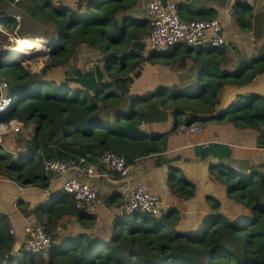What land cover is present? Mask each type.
Wrapping results in <instances>:
<instances>
[{"label": "trees", "instance_id": "16d2710c", "mask_svg": "<svg viewBox=\"0 0 264 264\" xmlns=\"http://www.w3.org/2000/svg\"><path fill=\"white\" fill-rule=\"evenodd\" d=\"M14 1L0 0V13L6 14L1 16V23L14 28L18 24L14 12H21L24 20L30 18L28 10H19L17 5H32L51 28L40 35L20 37H46L57 64L69 61L81 44L99 50L104 63L94 71L69 70L65 81L58 82L46 78L53 65L33 71L15 62L8 78L15 100L9 113L0 118L24 123L31 118L34 127L32 133L22 127L17 132L16 137H20H15L16 143L24 144L17 150V160L12 152L0 150V175L22 185L48 189L47 159L73 163L86 157L97 161L101 153L110 150L131 163L166 150L171 133L197 120L232 121L237 126L256 128L264 124L263 95L212 115L220 89L227 83L250 82L264 71V58L253 62L248 70L234 73L220 67L224 50L200 51L193 56L198 79L187 88L162 84L134 95L131 86L146 61L176 62L180 66L193 50L177 45L172 52L152 50L145 54L141 36L151 32L152 25L148 14L135 10L137 0H79L77 7L53 0H19L17 5ZM235 11L240 25L247 28L252 6L239 1ZM188 112L192 113L190 118ZM168 113L175 117L169 131L149 134L142 127L145 122L167 119ZM216 175L227 176L229 196L248 207L247 214L229 218L220 211V200L210 195L211 212L191 232L178 228L181 215L174 206L159 215L137 211L117 217L109 239L81 232L57 242L63 215H75L83 225L94 224L96 218L77 208L73 196L62 188L51 192L53 195L35 211L37 222L52 239L47 250L32 251L24 244L15 249L17 236L11 232V221L0 212V264H264V177L257 170L241 173L235 169H219ZM171 176L176 195L183 199L195 196L196 186L174 166ZM131 217H135L132 222Z\"/></svg>", "mask_w": 264, "mask_h": 264}, {"label": "crops", "instance_id": "0c3cea01", "mask_svg": "<svg viewBox=\"0 0 264 264\" xmlns=\"http://www.w3.org/2000/svg\"><path fill=\"white\" fill-rule=\"evenodd\" d=\"M149 1L137 0L135 10H142L147 15ZM172 1L177 3L179 14L184 19L219 17L224 25L226 43L221 47L204 43L193 48L191 56L180 66L176 62L167 64L165 68L171 67L177 73L169 80L161 78L160 85L176 84L187 88V85L197 80L198 70L193 68V56L200 51L224 50L220 67L223 71L234 73L246 71L256 60L264 58V0ZM239 1H246L252 6V13L247 18V28H243L237 18L235 8ZM41 38L47 41V38ZM158 79L160 80L159 77L155 78ZM144 91L131 86V93L134 95ZM262 95L264 96V71L243 85L227 83L219 91V103L212 115L237 105H245ZM187 116L190 118L192 113L188 112ZM174 123V115L168 113L167 119L145 122L142 127L147 133L153 134L169 131ZM194 124L203 126V130L187 133L180 127L168 136L166 150L141 156L131 162L130 174L126 177L106 166L98 167L91 177L99 192L94 224L83 225L77 216L65 214L59 220L57 242L81 232L109 239L113 223L119 217V209L125 203L126 188L141 183L148 184L153 192L160 195L162 213H167L174 206L178 208L181 215L179 229L193 231L200 225L212 210L208 202L210 195L220 200V211L229 218L236 219L240 213H246L249 208L244 209L242 202L229 196L227 176L218 178L216 174L219 169H235L241 173L257 170L264 177V124L258 128L241 127L232 121L218 120H197ZM172 166L178 169V174H182L184 179L196 186L195 196L183 199L174 193L171 185ZM65 175L85 176L76 169H70ZM50 180V187L43 189L35 185H21L7 175H0V212L8 215L12 228H15L17 248L26 239L25 227L39 223L35 214L39 204L46 202L53 195L51 192L62 190V175L50 174ZM261 199L264 200V193Z\"/></svg>", "mask_w": 264, "mask_h": 264}, {"label": "built area", "instance_id": "2783aa9c", "mask_svg": "<svg viewBox=\"0 0 264 264\" xmlns=\"http://www.w3.org/2000/svg\"><path fill=\"white\" fill-rule=\"evenodd\" d=\"M147 14L151 19L152 30L141 36L146 49L167 52L177 45L200 47L208 42L211 46L221 47L226 43L224 25L219 17L184 19L179 14L176 2L172 0H150ZM12 16L18 20L21 15L12 14ZM9 84L8 81L0 79V114L7 112L12 103ZM22 125L17 119H0V143L9 130H19ZM182 129L188 133L201 131L203 126L191 124L182 126ZM100 166H106L123 177L130 174L131 166L127 158L110 150L101 153L97 161H91L86 157H80L73 163L62 159L45 161L46 171L49 174L62 175V188L73 196L77 208L85 209L89 214H94L98 205L99 192L92 183L91 177ZM70 169L79 170L85 176L65 175ZM137 211L155 215L162 212L160 195L153 192L146 183L126 188L125 203L119 209L118 215L130 216ZM11 232L16 233L15 228H11ZM25 232L27 236L23 244L27 249L38 252L51 247L52 239L41 224H29L25 227Z\"/></svg>", "mask_w": 264, "mask_h": 264}, {"label": "rangeland", "instance_id": "374dc122", "mask_svg": "<svg viewBox=\"0 0 264 264\" xmlns=\"http://www.w3.org/2000/svg\"><path fill=\"white\" fill-rule=\"evenodd\" d=\"M78 1L79 0H53L55 4H66L71 7H77ZM17 3L18 2H14V4L16 5ZM17 6L20 7V8L17 7L19 10H22V8H26V10H28V12L30 13V18H28L27 20H24L21 12H14L13 14L21 15L20 18L18 19V24L15 25L14 28H10L7 25L3 26L1 25V22H0V26H1L0 27V58H1L0 59V79H4L8 82L10 79L9 78L10 72L15 67L14 58H10L7 54L8 49L11 47V45H14L17 42V40L21 38L20 36H25L28 34H35V33L37 35H40L46 29L51 28L49 24L45 21V19L42 18V16L39 14L38 10L35 9L32 5H28V7H26V5H22L20 3V5L18 4ZM0 16H6V14L0 13ZM37 35H34V36H37ZM37 37H43V36H37ZM49 49L50 48L46 43V46L44 49L40 51L38 50L36 52V53L39 52V55L32 56L31 58L29 57L24 58L21 60L19 59L17 61L21 62L28 69H31L33 71H41L43 68L47 67L48 65H53L52 68L48 71L46 78L50 80H56L58 82L65 81L66 76H68L69 70L73 72L75 68H80L81 70L85 72H89V71L96 70L97 67H102L104 63L102 59V53L99 50H96L94 48L87 46V44H81L78 47L77 51L73 54L71 59L63 64H57V57H56L55 52L52 49H50V52H49ZM151 51L152 49L148 48L146 49L145 54H148ZM167 64L169 63H166L165 61H159L155 64L146 61L142 66L141 75L136 77L134 80L135 82V84L133 83L134 87L138 90L141 89L142 91H144L145 89L149 90L150 88L154 89V86L157 87L160 85L161 78H165L167 80L172 79L177 72L172 70L171 67L170 69L165 68ZM159 67L161 68L159 69ZM156 77H159L160 80L159 79L155 80ZM9 91L11 94V98L15 100V89L12 84L9 88ZM13 119H16V118H13ZM21 125H22V122H21ZM33 125H34V121L30 118L25 123H23L21 127L24 128V130H26L27 132L32 133ZM18 131L19 130L17 131L9 130L5 134L4 139L1 142L2 146H4V148H6L7 151L12 152V154H16L19 148L24 147V144L22 142L16 143L15 141L16 138L19 139L20 137V135L16 137ZM21 150H24V149H21ZM245 207L246 206L244 205L243 208L245 209ZM245 212L246 213H240V215H237L236 219L241 218L243 215L247 214L249 212V209L246 210ZM145 214L146 213H143L141 215L143 216ZM133 220H135V217L129 218L130 222H132ZM187 231L191 232L192 230H187Z\"/></svg>", "mask_w": 264, "mask_h": 264}, {"label": "bare ground", "instance_id": "6f19581e", "mask_svg": "<svg viewBox=\"0 0 264 264\" xmlns=\"http://www.w3.org/2000/svg\"><path fill=\"white\" fill-rule=\"evenodd\" d=\"M1 27V26H0ZM48 41V40H47ZM47 41L44 38H19L14 45H11L9 48L15 56H22L24 58H31L32 56L39 55L38 50L45 48ZM36 53V54H33ZM21 60V59H20Z\"/></svg>", "mask_w": 264, "mask_h": 264}, {"label": "clouds", "instance_id": "9594fccd", "mask_svg": "<svg viewBox=\"0 0 264 264\" xmlns=\"http://www.w3.org/2000/svg\"><path fill=\"white\" fill-rule=\"evenodd\" d=\"M177 4V3H176ZM178 7V6H177ZM179 11V10H178ZM48 46H49V41H48ZM192 48H195V47H192ZM174 48H172L171 50H169V51H167V52H172V50H173ZM8 56L10 57V58H14V60H15V62H17V60H19V59H24V57H22V56H15L14 55V53L13 52H11L10 51V49H8ZM1 59V58H0ZM19 62V61H18ZM10 86H11V84H10ZM11 95V94H10ZM13 98H12V103H11V106H12V104H13ZM11 106H10V108H11ZM10 108L8 109V111L7 112H5V113H3V114H0V117L1 116H6L8 113H9V111H10ZM0 119H3V120H7V119H5V118H0ZM17 120H19V119H17ZM21 121V120H20ZM21 122H23L24 123V121H21ZM33 127H34V125H33ZM33 130V129H32ZM17 131V130H16ZM5 136V135H4ZM2 148L4 149V150H6V148H4V146H2V144L0 143V150H2ZM14 155V157H15V159L17 160L18 159V156H19V153L18 152H16V154H13ZM5 175V174H4ZM18 182V181H17ZM22 185V184H21ZM36 224H40V223H36ZM42 225V224H41ZM43 226V225H42ZM44 227V226H43ZM45 228V227H44ZM15 234V233H14ZM16 235V234H15ZM51 237V236H50ZM23 245V244H22Z\"/></svg>", "mask_w": 264, "mask_h": 264}, {"label": "water", "instance_id": "95a60500", "mask_svg": "<svg viewBox=\"0 0 264 264\" xmlns=\"http://www.w3.org/2000/svg\"><path fill=\"white\" fill-rule=\"evenodd\" d=\"M178 228H179V227H178ZM17 246H18V243H16L15 249H18Z\"/></svg>", "mask_w": 264, "mask_h": 264}]
</instances>
